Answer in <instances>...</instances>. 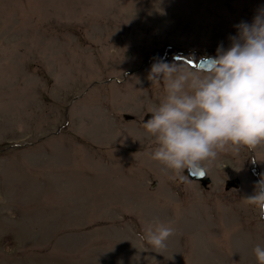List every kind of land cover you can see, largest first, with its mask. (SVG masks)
<instances>
[{"label":"rangeland","instance_id":"rangeland-1","mask_svg":"<svg viewBox=\"0 0 264 264\" xmlns=\"http://www.w3.org/2000/svg\"><path fill=\"white\" fill-rule=\"evenodd\" d=\"M262 4L0 0V264H258L264 220L245 198L264 146L220 153L204 188L151 159L142 122L166 96L156 60L198 71L177 51L227 48ZM157 219L174 229L159 253L139 236Z\"/></svg>","mask_w":264,"mask_h":264},{"label":"clouds","instance_id":"clouds-1","mask_svg":"<svg viewBox=\"0 0 264 264\" xmlns=\"http://www.w3.org/2000/svg\"><path fill=\"white\" fill-rule=\"evenodd\" d=\"M233 27L229 46L221 42L198 71L165 60L151 65L147 79L162 83L166 96L143 127L157 142L151 159L171 172L173 181L187 182L185 173L203 178L222 152L255 153L264 146V4L251 22ZM245 199L264 220V173ZM173 235L174 229L158 219L139 234L157 253ZM253 251L258 264H264V247Z\"/></svg>","mask_w":264,"mask_h":264},{"label":"water","instance_id":"water-1","mask_svg":"<svg viewBox=\"0 0 264 264\" xmlns=\"http://www.w3.org/2000/svg\"><path fill=\"white\" fill-rule=\"evenodd\" d=\"M184 53H185V54H190V53H192V52H191V51H185ZM208 57H214V56H202V57L199 59L198 63H197V69H198V70H199L200 67L204 64L203 60H204L205 58H208ZM125 117H126V119L130 118V117H128V116H125ZM149 118H151V114H148V115L146 116L144 122H146ZM185 174L187 175V173H185ZM189 178H190L191 180L200 181L204 187H207V186L211 183V179H210L207 175H205L203 178H200V179H196L195 177H193V178L189 177ZM238 186H239V180H238V179L228 180V181L226 182V189H230L231 187H238Z\"/></svg>","mask_w":264,"mask_h":264}]
</instances>
